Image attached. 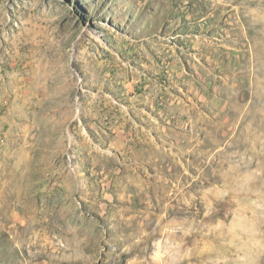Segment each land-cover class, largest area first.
Wrapping results in <instances>:
<instances>
[{"label":"rangeland","instance_id":"1","mask_svg":"<svg viewBox=\"0 0 264 264\" xmlns=\"http://www.w3.org/2000/svg\"><path fill=\"white\" fill-rule=\"evenodd\" d=\"M0 264H264V0H0Z\"/></svg>","mask_w":264,"mask_h":264}]
</instances>
